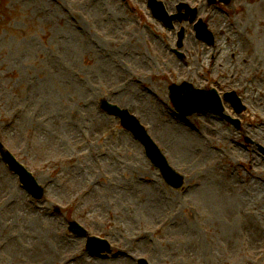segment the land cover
I'll use <instances>...</instances> for the list:
<instances>
[{
	"label": "rangeland",
	"instance_id": "374dc122",
	"mask_svg": "<svg viewBox=\"0 0 264 264\" xmlns=\"http://www.w3.org/2000/svg\"><path fill=\"white\" fill-rule=\"evenodd\" d=\"M158 1L169 15L180 4L197 8L196 23L208 25L215 46L198 41L188 22L166 30L149 0H0V143L45 189L34 200L0 156V264H264V220L252 247L245 229L252 224L230 220L219 206L238 180L245 190L264 188V0ZM255 47L259 57L248 65ZM183 83L216 90L240 128L211 112L177 114L169 88ZM233 91L242 115L223 99ZM103 100L141 122L184 177L182 191L168 187L141 143L100 110ZM156 107L163 117L151 112ZM163 121L222 136L186 142ZM206 141L222 172L198 153ZM210 212L217 234H233L235 247L220 238L213 249ZM74 222L87 238L69 233ZM91 237L112 249L93 257Z\"/></svg>",
	"mask_w": 264,
	"mask_h": 264
},
{
	"label": "water",
	"instance_id": "95a60500",
	"mask_svg": "<svg viewBox=\"0 0 264 264\" xmlns=\"http://www.w3.org/2000/svg\"><path fill=\"white\" fill-rule=\"evenodd\" d=\"M210 2L215 3L214 0H210ZM227 2V1H226ZM150 6L153 10L154 16L157 19L162 20L168 27L172 28V21L175 19L181 20L180 17H173L169 19L165 13L164 8L161 4L156 3L155 0H151ZM180 7L179 10H181ZM192 17L194 18L195 12H191ZM198 38L201 40H210L207 39L204 35L206 33V28L203 25H199L197 27ZM182 37V35H181ZM171 100L173 105L175 106L177 112L181 113L183 116H190L197 111H213L218 115H222L223 109L221 107L220 100L215 92H202L195 91L189 85H183L182 87L173 86L171 89ZM230 101L234 104L235 101L230 99ZM101 108L108 114L112 116L119 117L122 121L123 126L132 132V134L144 145L146 149V153L148 158L151 160L153 165L158 168L166 183L175 189H180L184 182L183 178L177 175L163 160L160 156L158 149L152 144L151 140L144 134L143 129L139 126L137 120L129 115L127 111H121L117 107L109 105L106 101L101 103ZM0 154L5 161V163L9 166L12 172L18 174L21 179V183L26 187V189L33 195L34 198L40 199L41 193L37 185H34L33 178L24 172L12 159L9 155L3 154L0 148ZM70 231L78 236H85V233L75 226H71ZM108 248L105 244L95 241H89L88 250L96 255H100L104 253Z\"/></svg>",
	"mask_w": 264,
	"mask_h": 264
},
{
	"label": "bare ground",
	"instance_id": "6f19581e",
	"mask_svg": "<svg viewBox=\"0 0 264 264\" xmlns=\"http://www.w3.org/2000/svg\"><path fill=\"white\" fill-rule=\"evenodd\" d=\"M226 38V37H225ZM248 47H250V44L248 45ZM254 53H252V60H243V62L247 63L248 65H255L256 62L255 60L257 59V57H259L258 54V50L255 47V49L253 50ZM224 53V55H229V54H234L233 50H220V54L222 55ZM240 61H242V59H240ZM250 78L253 80L254 76H250ZM260 90H254L255 94H259ZM160 109L158 107L154 108V110L151 109V112H158L160 114ZM162 116V114H160ZM163 117V116H162ZM163 123L165 124L167 130L169 133V135H172L174 137H176L177 139H181L183 141L186 142H193L194 140H196V138H194V136H197V138H206V136H222L221 133L217 132L216 130L204 135H201L199 132H194L191 130H188L186 127H181L178 125L173 124L172 122H166L163 121ZM208 144L205 146L204 143L199 144V148H198V153L202 156L205 166L207 167H212L215 168V170L221 171L222 172V168H220V166L218 165L217 162V158H218V153L217 150L215 148H213L209 141ZM226 173V172H224ZM232 179V178H231ZM232 191H230L229 195L227 198H225L224 200L220 199L219 202V206L221 207V210L224 212H226L227 218H229L230 220H232V218H234L235 216H239L240 218H242L243 220L246 221V226L248 227L249 225L251 226L252 224V230H248L246 227L245 229L251 233V238H250V243L248 245L252 244V247H254V242L253 240L256 239V231H253V229L257 228L258 232L260 231L261 228L258 227L257 223H258V219L260 221L264 220V188L255 185V187L250 188L245 190L241 183L239 182H234V188L231 186ZM247 198H252L250 201H247ZM103 206V205H102ZM236 208H238V210H236ZM98 212L100 214L105 213L104 208H101L100 206H98ZM195 213V216L200 218V213L198 212V210L196 208H193V211ZM212 212H210V221L209 223L211 225H213V232H212V247L213 249L216 246V243L218 239L220 238H224L225 240H228V242L226 243L227 246L233 248V246L235 247V237L233 234L230 235H226L222 233L217 234V229H214V227L216 226V220L215 217L213 216V214H211ZM223 230V226L220 225V229L218 230L219 232ZM262 231L264 233V229L262 228ZM252 233H255L252 236ZM260 234H262L261 232H259ZM238 238V235H237ZM240 244H244V241L240 242ZM208 248L206 247V245L204 246V242L201 240V243L199 244V252L201 253V255H207ZM120 255V254H119ZM118 255V256H119ZM123 257H126L124 259H127L129 257V255L126 253L123 255ZM123 259V260H124ZM119 264H123L121 262H119Z\"/></svg>",
	"mask_w": 264,
	"mask_h": 264
}]
</instances>
